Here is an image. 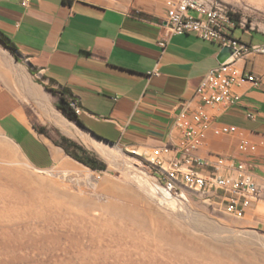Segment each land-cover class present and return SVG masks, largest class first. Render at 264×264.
Returning <instances> with one entry per match:
<instances>
[{"label":"crops","instance_id":"crops-1","mask_svg":"<svg viewBox=\"0 0 264 264\" xmlns=\"http://www.w3.org/2000/svg\"><path fill=\"white\" fill-rule=\"evenodd\" d=\"M167 1L29 0L23 5L22 0H0V33L13 42L17 55L0 42V136L35 169L71 162L63 147L39 131L67 126L56 106L64 90L80 107L76 124L96 139L137 147L182 141L183 129L176 125L180 104L188 111L200 104L195 88L218 64L220 48L191 33L172 35L161 45ZM221 1L232 9L233 36L264 42V0ZM235 64L260 75L261 82L243 83L231 106L207 107L211 125L196 152L246 161L262 187L261 199L264 54ZM183 121L191 123L190 115ZM222 123L238 126L257 151H241L237 136L214 135L212 128Z\"/></svg>","mask_w":264,"mask_h":264},{"label":"rangeland","instance_id":"rangeland-1","mask_svg":"<svg viewBox=\"0 0 264 264\" xmlns=\"http://www.w3.org/2000/svg\"><path fill=\"white\" fill-rule=\"evenodd\" d=\"M59 111L67 126L39 131L66 147L79 171L35 169L0 136V166L57 187L46 200L24 188L22 202L0 198V264H264V198L243 218L186 188L170 203L155 191L158 167L131 152L150 148L96 139Z\"/></svg>","mask_w":264,"mask_h":264},{"label":"built area","instance_id":"built-area-1","mask_svg":"<svg viewBox=\"0 0 264 264\" xmlns=\"http://www.w3.org/2000/svg\"><path fill=\"white\" fill-rule=\"evenodd\" d=\"M29 0H22L27 5ZM224 3L221 0H212ZM227 5V4H226ZM228 14H216L190 0H168L166 24L163 41L172 35L191 33L196 37L223 46L232 47L233 54L225 61L211 67L195 88L194 96L200 104L188 111L184 102L176 114V125L183 129V140L174 144L147 147L151 151L142 153L136 149L131 152L145 158L158 167L162 178H158L155 191L164 198L181 197V189L186 188L207 197L210 203L222 212L235 218H243L253 203L260 199L262 187L253 178L246 161L236 160L229 154H197L202 139L211 125L207 107L216 104L231 106L239 99L237 88L250 82L259 85L261 76L241 70L237 59L250 54H264V42L247 43L233 36L229 30L234 26ZM244 27V21L239 23ZM76 114L80 112L75 99L70 100ZM190 115L192 122L185 123L183 118ZM214 135L237 136V146L241 151L255 152L257 145L240 134L239 127L233 124H219L212 128ZM99 177V175H97Z\"/></svg>","mask_w":264,"mask_h":264},{"label":"bare ground","instance_id":"bare-ground-1","mask_svg":"<svg viewBox=\"0 0 264 264\" xmlns=\"http://www.w3.org/2000/svg\"><path fill=\"white\" fill-rule=\"evenodd\" d=\"M190 2H197L201 4L205 9H211V11L216 14H228V7L226 4H223V3H216L215 1H212V0H190ZM231 13H232V9H229L230 18L232 16ZM0 154L3 155L2 152ZM63 167L66 171H75V172L79 171V167L69 161L68 163H65ZM48 182L50 183V185L47 186L46 183ZM21 188H24L27 194L31 193V195L33 196L32 200H35L36 198L43 199L45 194L47 195V194L57 193L56 192L57 187H56V183L54 180L46 179V178H41L40 180H34L33 178H30L29 176L21 175L18 172V170L15 168L1 165L0 166V198H7V199L11 198L15 201L22 202V200L24 199L23 196H25L26 193L24 194ZM106 188H108V190L111 192H114L116 190L114 184H109ZM152 189H153V186H152ZM46 199L48 198H44V200ZM174 199L175 198H171L170 203L173 202ZM123 211L129 212L131 215L136 216L135 212L130 210L129 208L128 210L124 209ZM158 219L160 220V218ZM158 231L160 232V229ZM160 234H162L163 236L167 238L169 237L165 233L160 232ZM171 239L173 240L174 236H172Z\"/></svg>","mask_w":264,"mask_h":264},{"label":"trees","instance_id":"trees-1","mask_svg":"<svg viewBox=\"0 0 264 264\" xmlns=\"http://www.w3.org/2000/svg\"><path fill=\"white\" fill-rule=\"evenodd\" d=\"M63 2H69V0H63ZM0 42L6 47H8L12 52H14L15 56H17L16 48L13 42L10 41V39L2 33H0ZM52 91L54 92L53 89ZM71 99H74V98H72L68 92L61 90L59 91V99H58L56 106L58 109L62 110L69 119L78 120L77 114L75 113L73 107L70 105ZM63 148L66 152H68L66 150V147H63Z\"/></svg>","mask_w":264,"mask_h":264},{"label":"water","instance_id":"water-1","mask_svg":"<svg viewBox=\"0 0 264 264\" xmlns=\"http://www.w3.org/2000/svg\"><path fill=\"white\" fill-rule=\"evenodd\" d=\"M233 52L234 49L232 47L223 46L222 48H220L216 56L218 63L225 61L233 54ZM109 142L113 143V141H109Z\"/></svg>","mask_w":264,"mask_h":264}]
</instances>
